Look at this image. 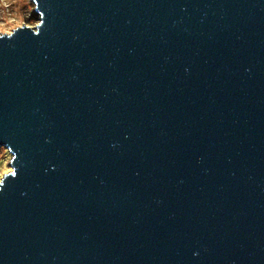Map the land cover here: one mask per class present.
<instances>
[{"label":"water","instance_id":"obj_1","mask_svg":"<svg viewBox=\"0 0 264 264\" xmlns=\"http://www.w3.org/2000/svg\"><path fill=\"white\" fill-rule=\"evenodd\" d=\"M0 30V264H264V0H32Z\"/></svg>","mask_w":264,"mask_h":264},{"label":"rangeland","instance_id":"obj_2","mask_svg":"<svg viewBox=\"0 0 264 264\" xmlns=\"http://www.w3.org/2000/svg\"><path fill=\"white\" fill-rule=\"evenodd\" d=\"M32 0H0V30L10 31L21 22L37 23ZM11 155L6 147H0V179L11 168Z\"/></svg>","mask_w":264,"mask_h":264},{"label":"clouds","instance_id":"obj_3","mask_svg":"<svg viewBox=\"0 0 264 264\" xmlns=\"http://www.w3.org/2000/svg\"><path fill=\"white\" fill-rule=\"evenodd\" d=\"M3 183H4V180L0 179V185H3Z\"/></svg>","mask_w":264,"mask_h":264},{"label":"snow or ice","instance_id":"obj_4","mask_svg":"<svg viewBox=\"0 0 264 264\" xmlns=\"http://www.w3.org/2000/svg\"><path fill=\"white\" fill-rule=\"evenodd\" d=\"M9 171H11V170H9Z\"/></svg>","mask_w":264,"mask_h":264}]
</instances>
